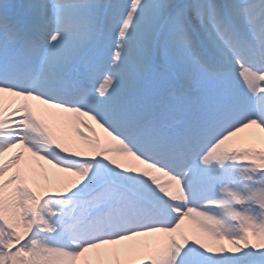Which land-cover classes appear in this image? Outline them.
I'll return each instance as SVG.
<instances>
[{"label": "snow or ice", "instance_id": "obj_1", "mask_svg": "<svg viewBox=\"0 0 264 264\" xmlns=\"http://www.w3.org/2000/svg\"><path fill=\"white\" fill-rule=\"evenodd\" d=\"M0 264H264V0H0Z\"/></svg>", "mask_w": 264, "mask_h": 264}]
</instances>
